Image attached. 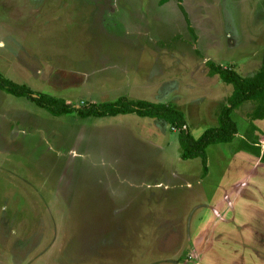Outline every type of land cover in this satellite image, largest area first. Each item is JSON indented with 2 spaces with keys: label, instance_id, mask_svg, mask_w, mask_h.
<instances>
[{
  "label": "rangeland",
  "instance_id": "rangeland-1",
  "mask_svg": "<svg viewBox=\"0 0 264 264\" xmlns=\"http://www.w3.org/2000/svg\"><path fill=\"white\" fill-rule=\"evenodd\" d=\"M181 1L0 0V73L81 109L170 104L198 138L233 92L206 62L264 66V0ZM252 107L205 176L160 120L54 116L0 91V264H264V162L237 151L264 150Z\"/></svg>",
  "mask_w": 264,
  "mask_h": 264
},
{
  "label": "trees",
  "instance_id": "trees-1",
  "mask_svg": "<svg viewBox=\"0 0 264 264\" xmlns=\"http://www.w3.org/2000/svg\"><path fill=\"white\" fill-rule=\"evenodd\" d=\"M169 1L171 0H160V5L162 6ZM179 2L182 1L179 0ZM180 9L184 13L190 30L194 32L188 14L181 3ZM206 67L208 68L209 76H218L225 84L233 87V92L220 104L217 115L218 126L207 129L198 138H195L189 131L185 114L170 104L123 98L115 102L92 104L88 108L81 109L74 107L73 104L67 103L63 99L45 94H39L36 98L34 97L33 90L29 87L8 80L1 73L0 91L17 97L29 98L37 106L47 110L54 116H63L74 112L82 118L91 116L103 118L136 114L142 118L160 120L171 127L172 130L178 131L181 145V159H202L203 172L206 176L208 173L207 149L209 146L231 143L238 135V125L232 118L234 111L246 104H252L251 111L247 113V119L250 122L249 129L252 133L259 130L255 122L264 120V66L249 77H243L232 66L224 67L212 60L206 62ZM243 150L261 158L264 162V150L259 141H248V138L242 140L237 151L240 152Z\"/></svg>",
  "mask_w": 264,
  "mask_h": 264
},
{
  "label": "crops",
  "instance_id": "crops-1",
  "mask_svg": "<svg viewBox=\"0 0 264 264\" xmlns=\"http://www.w3.org/2000/svg\"><path fill=\"white\" fill-rule=\"evenodd\" d=\"M261 16H264V11H262V14L260 13V19H261ZM261 20H263L264 21V19L262 18ZM264 121V120H263ZM257 122H259V121H256L255 122V124H256V126H257ZM258 127V126H257ZM243 152V153H242ZM242 153V154H241ZM238 154H241L240 156H243V155H245V154H251V153H249V152H247V151H240V152H238ZM253 155V154H252ZM251 156V155H250ZM253 156H255V155H253ZM252 157V156H251Z\"/></svg>",
  "mask_w": 264,
  "mask_h": 264
}]
</instances>
